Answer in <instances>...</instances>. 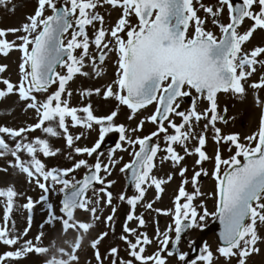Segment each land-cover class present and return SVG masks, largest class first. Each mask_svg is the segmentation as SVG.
Returning a JSON list of instances; mask_svg holds the SVG:
<instances>
[{"label":"snow or ice","instance_id":"obj_1","mask_svg":"<svg viewBox=\"0 0 264 264\" xmlns=\"http://www.w3.org/2000/svg\"><path fill=\"white\" fill-rule=\"evenodd\" d=\"M9 3L11 0H0V6ZM196 3H199V9L195 7L194 0H38L34 14L27 18L28 22L21 28L0 29V54L8 56L13 50L21 53L19 82L14 84L9 79L0 80L5 86L0 90V98L18 94L19 99L27 102V107L34 109L38 115V122L26 127L0 126V157L11 155L14 163L9 162L10 166L25 173L30 181L34 180L43 190L45 194L40 197L39 203L46 205L45 223L54 225L59 222L63 227L72 222L78 209L88 211L92 221L99 219L97 213L101 211L102 200L111 205L113 199L112 193L107 190L113 182L105 184L101 173L110 175V169L119 162L114 159L116 150L131 149L132 159L120 171L130 173V182L136 195L126 197L121 194L118 197L121 202L126 201L131 206L123 228L126 235L120 239L128 244L129 255L138 264H168L167 257L173 255L177 256L181 264H189L187 253L178 250L182 233L187 229L202 227L200 222L209 215L216 217L221 225L222 243L217 251L226 258L228 264H231L233 257L238 259V264H246V258L259 251L256 247L260 239L257 228L258 225H264V116L261 117L258 131L245 137L247 143H242L238 133L225 135L217 127L218 120L227 123L218 113L217 95L231 92L242 96L246 93V85L255 90H264V76H260L258 82L248 84L249 78L257 71V65L264 68V47H255L251 51L244 47L257 29L264 30V0H216L214 5L196 0ZM104 5L119 9L122 13L110 29L103 26L104 17L96 11ZM49 10L51 14H46ZM200 10L205 13L203 19L198 14ZM225 10L227 22H222ZM132 16L138 20L135 25L131 22ZM246 20L252 21V24L241 33L239 29ZM209 22L218 28L219 36L206 27ZM89 26L94 30L92 38L87 31ZM192 26L194 32L190 34ZM9 33L16 38L9 40ZM69 34L70 39L67 38ZM112 41H115L114 47H110ZM91 46H95L99 52L98 57L91 54ZM77 50H80L78 55ZM108 51L118 53L119 71L114 81L116 89L108 85L103 95L106 99L114 98L118 105L130 109L133 115L129 119L154 104L155 111L147 120L155 124L157 130L148 136L133 138L130 135L143 129L144 120L137 127L129 129L124 124L115 123L118 110L98 117L94 115L91 104L77 108L70 106L68 100L64 99L65 94L68 97L72 95L68 85L74 77L89 75L84 71L85 60L91 62L99 75L101 70L98 65L104 62ZM6 69L7 65L0 66V73ZM58 69L66 71L61 73ZM54 84L58 85L57 89L47 95L43 102L37 99V93H48ZM193 90L197 94L195 97ZM94 92L101 94L98 88ZM81 95L90 97L93 90H85ZM186 97H192V103L185 111L181 109ZM198 99L208 102V107L203 111L198 110ZM257 102L264 106V101H260L259 97ZM174 117L179 118L180 123H176ZM69 119L72 127H99V139L92 147L75 145L81 137L70 133ZM201 121L207 123L197 133L195 129ZM209 128L217 145L228 144L235 149L229 159H223L219 149L215 153L212 175L217 182L216 212L209 213L204 208L201 215L193 204L198 196L204 195L198 186L199 178L209 174L201 167L191 177V193L185 189L189 180H182L174 212L155 209L159 214L173 215L174 228L169 225L166 230L160 231L157 227L155 242L159 244V250L154 255H144L146 246L154 241L146 233H138L135 228H130L127 222L136 220L143 227L146 221L143 215L135 214L137 205L143 201L148 188L155 187L157 199L164 190L162 185L166 181L153 175L158 153L165 152L167 155L161 157V162L171 161L173 167H179V175L184 178L188 172L187 167L182 166L185 156L195 155V164L201 166L211 159L205 150ZM36 130H40L45 137L63 135L67 147L73 149L76 155L93 157L95 154V163L89 164L88 160L79 159L72 168L48 169L38 154L54 157L60 150L54 149L47 138L29 139V134ZM113 132L119 134V142L109 150L108 163L104 164L100 159L104 153L98 150L105 137ZM161 134L166 145L163 149L159 144ZM154 137L157 138L156 143H152ZM6 138L13 141V145ZM193 140L197 143L190 148L189 144ZM124 144L128 147L125 148ZM176 145L183 149L185 155L176 150ZM21 153H26L30 159L23 160ZM81 168L87 169L82 179L77 180L74 176L68 178L70 173ZM171 179L169 176L168 180ZM97 184L103 187L97 189ZM56 185L61 186L59 192L63 194L59 213L47 195L55 191ZM89 191L93 193L94 199L88 196ZM19 195L11 186L0 189V198L6 200L0 243L19 245L15 251L0 255V264L30 253L42 254V247L30 240L20 245L28 229L16 234L14 228L8 227L15 198ZM35 203L28 197L23 206L29 212V224ZM145 207L153 209V204L147 203ZM115 212L116 208H113L107 221H113ZM80 223L85 228L89 224ZM173 231L174 240L171 236ZM107 235L104 232L92 242L98 264H103L98 245ZM130 236L134 242L129 239ZM39 239L37 237V241ZM190 246L194 247L195 242H191ZM165 252L167 256L163 254ZM109 254L113 257L111 264H133V260H119L117 247H112ZM190 264H213L212 251L205 245Z\"/></svg>","mask_w":264,"mask_h":264},{"label":"rangeland","instance_id":"obj_2","mask_svg":"<svg viewBox=\"0 0 264 264\" xmlns=\"http://www.w3.org/2000/svg\"><path fill=\"white\" fill-rule=\"evenodd\" d=\"M38 0H11L7 6H0V29H12L21 28L23 24L27 23V18L34 14L37 8ZM200 3L206 5H214L216 0H200ZM194 5L199 9V3L194 0ZM98 11L104 17V27L110 29L113 27L122 14L121 10L113 9L111 6L104 5L99 7ZM46 14H51L49 10ZM198 14L201 18H205V13L200 10ZM131 22L133 25L138 23L135 16H132ZM210 17L208 20L210 21ZM222 22H227V11L225 10L224 15L221 17ZM252 21L246 20L241 28L239 29L241 33L250 27ZM100 25L97 24V28ZM209 30H213L217 36L220 35L218 28L212 25L210 22L206 24ZM90 38L94 36V30L91 26L87 29ZM194 32V26L190 27L189 33ZM124 38L126 39V35ZM9 40H14L16 36L9 33ZM70 39V34L67 37ZM111 40V37H108ZM115 41H112L110 47H114ZM245 49L251 51L255 47H264V30L257 29L253 36L244 45ZM80 50H77V55ZM90 52L93 55L99 56V52L95 46L90 47ZM21 60V53L18 50H13L8 56L0 54V66L7 65L5 72L0 73V80L9 79L12 83L16 84L20 79L19 63ZM119 56L116 51H108L104 62L98 67L100 68V74L97 75L96 71L92 68L91 62L86 59L84 71L88 72V76L77 75L74 77L73 81L69 82L68 90L72 92L71 97L66 94L64 99L68 100L70 106L72 107H83L91 104L94 115L101 117L110 115L113 111L118 110V116L115 119V123L124 124L127 128H135L141 120H144V126L141 131L136 133H130V135L135 137H141L150 135L152 132L157 130V126L151 122H148L147 118L155 111V105H149L146 109L141 110L136 113L132 119H129L133 114L131 110L126 106L118 105V101L114 98H105L103 92L106 90L108 85H112L114 90L116 86L114 81L118 78L117 73ZM61 73H64L65 69H59ZM260 76H264V68L257 65L256 73L249 78L248 84L258 82ZM5 86L0 83V90ZM58 85L54 84L48 93H37V99L43 102L47 95L51 94L57 89ZM100 89L101 94H95V89ZM93 90V95L84 96L81 93L85 90ZM220 94V96H219ZM218 94V113L220 116L227 120V123L217 121V127L221 129L222 134H234L238 133L241 137L242 143H247L245 137L252 135L258 131L261 117L264 116V106L257 102V97L260 101H264V90H255L246 85V93L244 95H238L234 93H219ZM197 94L193 90V97ZM192 101H188L187 97L184 99L181 110H187L190 108ZM198 110L203 111L208 107V102L206 99L197 100ZM226 109V112H225ZM83 115V113H81ZM176 123H180L179 118H175ZM38 122V115L34 109L27 107V102L21 101L18 94H10L4 98H0V126H7L11 128H20L32 125ZM207 121H201L196 127V132L200 133L203 130V125ZM69 131L73 136H80L81 138L75 142L76 146L79 147H92L95 142L99 139V127L94 125L92 129H87L84 127H72L69 119ZM171 133L172 130L169 129ZM118 133H109L105 140L111 136L117 135ZM207 143L205 145V150L208 156L211 158L205 161L203 165H196L195 160L197 157L195 155L185 156V160L182 162L183 167H187L188 172L185 177L182 178L179 175V167H173L172 162L169 160H164L161 162V157L167 155L165 152L161 151L158 153L155 160V168L153 169V175L157 178L164 179L166 183L162 185L163 192L159 193V199H157V191L155 187H150L147 189L143 201H141L136 209L135 214L137 216L143 215L146 223L143 227H140L138 221H129L128 226L130 228H135L138 233H146L149 238L154 242L151 245L146 246L144 255H154L159 250V244L155 242L156 229L159 227L160 231L167 229L169 225L174 228L173 215L159 214L155 209H161L165 212H174L175 209V199L179 194V188L181 186L183 179H188L189 183L185 185L186 191L191 193L193 191V186L191 184V177L195 171H199L201 167L206 170L209 174L207 176L201 175L199 178V189L204 194L203 196H198L193 204L196 206L197 211L202 215L204 208L207 209L209 213L216 212L217 196H216V179L212 175L215 167V153L219 149L223 159H229L231 155H234V146L228 144L217 145L213 139V132L211 128L207 131ZM35 137H42L49 139L50 144L54 149H59V153L54 157H43L42 154H38V158L46 165L48 169L58 168L67 169L72 168L75 161L79 159L88 160L89 164L95 163V154L93 157L79 156L76 155L73 149L67 147L66 140L63 135L59 137H45V135L40 131L36 130L29 134V139H34ZM104 140V141H105ZM6 141L13 145V141L6 138ZM155 143L157 138L154 137ZM197 142L195 140L191 141L189 147H193ZM103 144V143H102ZM159 144L161 149L166 147L163 134L159 138ZM127 148V144L123 145ZM176 150L181 154L185 155L183 149L176 145ZM231 148V151L229 150ZM113 149V148H110ZM103 152L104 155L100 158L102 163H108V152L109 150ZM138 150V146H137ZM99 151V150H98ZM21 158L23 160H29L30 158L26 153H21ZM123 159H120V158ZM114 159L119 162L110 169L111 174L101 173L105 178V184L108 182H113L111 187L107 190L112 193L113 199L112 204L108 205L103 200L100 205L101 211L97 213L99 217L98 220L92 221V216L88 211L77 210L75 212V218L71 223H68L62 227V224L57 222L54 225H48L45 223L47 218L46 205L39 203L40 197L45 193L41 190L34 180L30 181V178L18 168L10 166L9 162L14 163V158L11 155H6L0 157V189H6L11 186L14 187L20 195L15 198L13 205V210L10 213V219L8 223L9 229H13L16 234H22L25 229H28L27 235L22 236L20 240V245L24 243L25 240H30L34 245L42 247V254L30 253L20 259L5 260L4 264H98L96 259V249H93L92 242L100 237L104 232L108 235L104 237L100 244L98 245V250L103 258V264H111L113 257L109 254L112 247L119 248L118 258L119 260H133V264H138L129 255V246L123 240L120 239L124 233L123 228L126 223V216L131 211V206L127 204L126 201L121 202L118 197L124 194L126 197H131L136 195L135 189H128L125 179V172H121L120 169L132 159L131 149L128 151H115ZM87 169L81 168L76 170L74 173H70L69 179L73 176L80 180ZM171 176L172 179L169 181L168 177ZM50 183V182H49ZM60 185L55 186V191H50L48 195L49 202H51L59 213V207L62 201V193L59 192ZM103 187L99 185L97 189ZM102 195V194H101ZM89 197H93V193L90 191L88 193ZM31 199L35 203L32 210V220L29 224L28 210L23 207L27 203V198ZM94 199V197H93ZM106 199V197H105ZM183 199L181 203H183ZM147 203L153 204V209H147L145 205ZM203 205V207H201ZM6 200L5 198H0V227L4 225V212H5ZM116 208L113 221H107V217L112 215V209ZM216 217L209 215L200 224L202 227L193 228L189 235V242L187 244H182L180 246V252L190 253L191 242H196L200 237L201 229L209 226L214 222ZM80 222H89L88 227L85 228ZM94 226L92 227V225ZM111 225V226H109ZM43 226V227H42ZM90 228V230H88ZM258 235L260 239L257 241L256 247L259 249L258 252H253L246 258V264H264V225H258L257 228ZM41 233H43L41 235ZM172 238H175V232L171 233ZM37 237H40L37 241ZM133 239V237H129ZM171 245V244H170ZM169 245V247H170ZM207 245L208 249L213 253V264H228L226 258L222 257L218 253V248L221 246L217 236L215 234L210 235L203 247ZM17 246H7L0 243V255L8 251H15ZM167 256V253H163ZM78 258V260H77ZM168 264H181L177 256L167 257ZM231 264H238V259L233 257L231 259Z\"/></svg>","mask_w":264,"mask_h":264},{"label":"water","instance_id":"obj_3","mask_svg":"<svg viewBox=\"0 0 264 264\" xmlns=\"http://www.w3.org/2000/svg\"><path fill=\"white\" fill-rule=\"evenodd\" d=\"M116 144V139H114L113 141H110L109 143L105 144L102 148V150H105L106 148L108 147H111V146H115ZM128 180L130 181V175L128 176ZM130 186H133L130 182ZM189 229H187L186 231H184L182 233V236H181V240L183 239V237L186 235V233L188 232ZM222 228H221V225L219 223V220L217 219L216 222L214 224H212L208 229L204 230L203 231V235L201 237V239L199 240V242L197 244H195V246L193 247V251H192V254L187 258L188 262L194 258H197L198 255L200 254V250H201V246L204 242V240L212 233H217L219 239H220V232H221ZM180 240V242H181ZM221 241V239H220ZM179 242V243H180ZM222 243V242H221Z\"/></svg>","mask_w":264,"mask_h":264}]
</instances>
